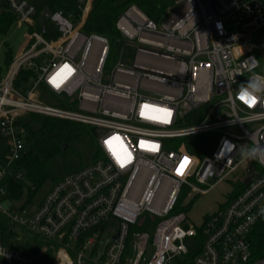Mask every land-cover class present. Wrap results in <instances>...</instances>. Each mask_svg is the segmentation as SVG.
<instances>
[{
  "label": "built area",
  "instance_id": "built-area-1",
  "mask_svg": "<svg viewBox=\"0 0 264 264\" xmlns=\"http://www.w3.org/2000/svg\"><path fill=\"white\" fill-rule=\"evenodd\" d=\"M0 1L30 25L0 76V264H36L49 251L51 264H264L249 239L264 216V164L242 154L253 142L264 146V102L249 107L237 97L251 75H264V0H174L161 21L131 3L116 20V42L121 53L133 47L135 59L109 71V37L84 31L93 0H69L74 11L50 14L56 38L46 37L45 24V31L35 27L31 1ZM65 65L71 71L57 77ZM22 70L28 78H20ZM39 83L64 94L61 105L38 102ZM145 104L166 114L145 112ZM194 111L197 120L186 124ZM33 112L102 130L100 157L67 172L30 207L11 202L7 169L27 150L24 115ZM255 122L262 123L247 128ZM209 132L218 138L202 156L177 142ZM113 136L127 149L123 161L108 145ZM228 180L229 201L200 224L185 228L186 212L172 213L183 188L195 195ZM146 210L150 231L147 216L138 220ZM188 236L202 242L192 256ZM37 239L44 244L34 253Z\"/></svg>",
  "mask_w": 264,
  "mask_h": 264
},
{
  "label": "rangeland",
  "instance_id": "rangeland-1",
  "mask_svg": "<svg viewBox=\"0 0 264 264\" xmlns=\"http://www.w3.org/2000/svg\"><path fill=\"white\" fill-rule=\"evenodd\" d=\"M29 1H31V3L36 8L34 14L31 16V19L33 22H35V27L39 30L42 28L43 24H45L46 28L48 29V32L46 33L47 38H56L60 34L58 25L51 20L50 14L59 9H63L65 13L68 14L69 12L74 11L76 8V4L74 2L70 1L67 3L69 0ZM127 1L128 0H115L117 4H124ZM1 3L2 2L0 1V13H2L5 8V6ZM29 30L30 25L28 23L21 22L18 18H15L7 31H0V65H6V50L8 48H12V50L15 51L18 46L21 45V43L26 39V35ZM84 31L87 33L105 34L109 37L111 53L109 54V58L106 61L105 71H109L117 61H120L122 64L127 66H132L136 54L135 49L131 46H125L123 47L121 53L120 45L116 42L117 38L112 39V37L108 34L109 29L107 27L95 26L94 28H91L90 26L86 25ZM141 57L142 55L140 54L139 58ZM105 80L106 77L104 78V81ZM34 98L38 102L44 104L61 105L66 96L64 94H59L52 91L44 83H39L35 87ZM24 117L25 119H31L30 128L34 129L39 127L40 121L37 118H34L31 114H25ZM261 123L262 122L247 123L246 125L248 129L254 130L259 127ZM186 124H190V122H187ZM84 127L85 128L74 133L68 132L64 136L63 140L53 139L49 144L45 145H39L36 143L33 144V146L41 152L43 157L48 160L49 166L52 168L54 176L48 177L39 186V188L32 193L31 201L28 203L30 207L39 205L53 183L59 178L63 177L67 172L85 166L100 157L101 152L98 145V136L100 135L102 128L90 124H84ZM236 132H238L237 129ZM182 140L185 141L186 137L179 138L177 142ZM230 176L234 177L235 173L230 174ZM24 179L28 184L31 183L29 176L25 175ZM230 184H232V180L220 182L208 191L199 193L189 210L177 207L176 211H186L188 216V219L183 222V226L188 228L192 225L200 224L204 214L213 210L221 199L226 198L227 192L231 190ZM189 192V188H183L177 202H180L182 205L187 204L191 199ZM25 201H29L27 192H25L20 199L15 200L14 203L17 205H22L25 203ZM173 212H175L174 209L172 210V213ZM150 214L152 215L153 213L146 210L138 217V220H140L143 216H147L144 228H147L148 231L152 229L149 217ZM116 223L117 221L114 219L110 222V225L113 226ZM133 230H136V228H133ZM20 234L25 235L28 238L34 236V234L31 232L22 233L21 231ZM131 237L132 234L130 239ZM184 243L186 244L191 256L196 254L202 246L201 240L196 236L186 237ZM152 250L153 248L150 247V249L146 252L147 259L150 258ZM50 252L51 251L47 252L43 257H41V259L47 258ZM40 261L42 260H39L36 264H38Z\"/></svg>",
  "mask_w": 264,
  "mask_h": 264
},
{
  "label": "trees",
  "instance_id": "trees-1",
  "mask_svg": "<svg viewBox=\"0 0 264 264\" xmlns=\"http://www.w3.org/2000/svg\"><path fill=\"white\" fill-rule=\"evenodd\" d=\"M131 3H136L141 7L152 19L156 21L163 20L176 6L174 0H128L124 4H117L115 0H93L92 9L88 15L86 25L94 28L95 26H105L109 29V35L112 39H116L120 36V33L116 27V20L118 16L123 12V10L130 5ZM5 6L2 13H0V31H7L12 22L15 20L16 15L6 7L4 3H1ZM111 53V50H110ZM13 59V50L8 48L6 50L5 63L6 67L10 64ZM1 70V69H0ZM26 70H22L20 78L27 77ZM30 74V72H29ZM34 118H37L40 121L38 128H30L31 119H25L24 125L27 129V150L25 153L17 160L13 161L7 169V177L10 187V198L11 202L20 199L25 192L28 193L29 201H25L28 204L31 201L32 193L39 188V186L50 176L53 175V170L49 166V162L46 158L43 157L41 152L36 149L33 144L45 145L49 144L53 139L63 140L64 136L68 132H76L81 130L84 127V124L79 121L70 120L61 117H55L50 115H44L40 113H30ZM196 112L190 113L188 117V122H193L197 120L194 118ZM218 138L217 133L209 132L203 134H197L186 137V147L199 155H204L210 153L214 148L216 140ZM2 146L0 145V163L4 165V159L1 155ZM18 171H22L23 176L18 177ZM25 175L29 176L31 183L25 181ZM183 190V189H182ZM237 190H234L230 194V198L236 194ZM195 195H191V199L185 205H182L180 202L176 203L174 211L177 207L190 209L194 200L196 199ZM229 200H224L221 202L220 206H225ZM186 212V211H185ZM209 212L205 213L208 214ZM2 233H7V227L4 222H2L1 227ZM249 239L253 248L254 253L258 255L264 254V216L258 220L252 227L249 233ZM44 242L37 239L35 241L32 251L38 253L42 248ZM25 249L27 247L25 246ZM53 259L52 251L47 258L41 259L38 264H51Z\"/></svg>",
  "mask_w": 264,
  "mask_h": 264
},
{
  "label": "clouds",
  "instance_id": "clouds-1",
  "mask_svg": "<svg viewBox=\"0 0 264 264\" xmlns=\"http://www.w3.org/2000/svg\"><path fill=\"white\" fill-rule=\"evenodd\" d=\"M70 71L71 68L65 65V67L61 69V72L57 74V77H62L63 74ZM57 77H54V80H56ZM237 97L249 107L254 106L258 101L264 102V75L258 73L251 75L246 83L239 86ZM143 111H151L155 114H166L164 109L155 108L147 104L143 106ZM108 145L121 161L128 157L127 149L120 142L118 136H113L108 141ZM242 154L246 158L256 159L259 163L264 164V146H260L256 142H253L250 146H245Z\"/></svg>",
  "mask_w": 264,
  "mask_h": 264
},
{
  "label": "crops",
  "instance_id": "crops-1",
  "mask_svg": "<svg viewBox=\"0 0 264 264\" xmlns=\"http://www.w3.org/2000/svg\"><path fill=\"white\" fill-rule=\"evenodd\" d=\"M67 3H69V1H68ZM24 43H25V40L21 43V45L18 46V48H17L15 51H13V57H14V55H16V54L18 53V51L23 47ZM6 68H7V67H6ZM6 68H5V66L0 65V69H1V70H0V76L5 72ZM224 200H225V198L221 199V200L218 202V204L216 205V207H215L213 210H211L210 212L214 211V210L218 207V205L221 204V202H223Z\"/></svg>",
  "mask_w": 264,
  "mask_h": 264
},
{
  "label": "water",
  "instance_id": "water-1",
  "mask_svg": "<svg viewBox=\"0 0 264 264\" xmlns=\"http://www.w3.org/2000/svg\"><path fill=\"white\" fill-rule=\"evenodd\" d=\"M43 30L45 31V26H43ZM251 178H252V176L248 177L245 182L248 183ZM117 237H118V235L116 234L115 238H117Z\"/></svg>",
  "mask_w": 264,
  "mask_h": 264
},
{
  "label": "snow or ice",
  "instance_id": "snow-or-ice-1",
  "mask_svg": "<svg viewBox=\"0 0 264 264\" xmlns=\"http://www.w3.org/2000/svg\"><path fill=\"white\" fill-rule=\"evenodd\" d=\"M165 110V109H164ZM166 111V110H165Z\"/></svg>",
  "mask_w": 264,
  "mask_h": 264
}]
</instances>
